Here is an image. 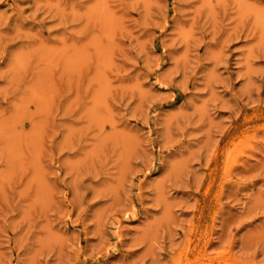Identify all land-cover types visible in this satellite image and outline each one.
I'll return each mask as SVG.
<instances>
[{"label": "rangeland", "instance_id": "rangeland-1", "mask_svg": "<svg viewBox=\"0 0 264 264\" xmlns=\"http://www.w3.org/2000/svg\"><path fill=\"white\" fill-rule=\"evenodd\" d=\"M0 264H264V0H0Z\"/></svg>", "mask_w": 264, "mask_h": 264}, {"label": "bare ground", "instance_id": "bare-ground-1", "mask_svg": "<svg viewBox=\"0 0 264 264\" xmlns=\"http://www.w3.org/2000/svg\"><path fill=\"white\" fill-rule=\"evenodd\" d=\"M207 225V224H206ZM209 229V228H208ZM182 253V252H181ZM216 259V258H215Z\"/></svg>", "mask_w": 264, "mask_h": 264}]
</instances>
